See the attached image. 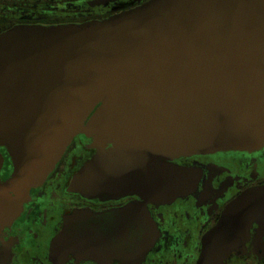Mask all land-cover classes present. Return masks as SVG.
<instances>
[{
    "label": "water",
    "instance_id": "95a60500",
    "mask_svg": "<svg viewBox=\"0 0 264 264\" xmlns=\"http://www.w3.org/2000/svg\"><path fill=\"white\" fill-rule=\"evenodd\" d=\"M98 100L115 148L88 159L71 190L163 202L193 189L192 170L151 154L261 141L264 0H151L102 22L1 33L0 138L16 161L7 188L40 181Z\"/></svg>",
    "mask_w": 264,
    "mask_h": 264
},
{
    "label": "flooded vegetation",
    "instance_id": "af4514ba",
    "mask_svg": "<svg viewBox=\"0 0 264 264\" xmlns=\"http://www.w3.org/2000/svg\"><path fill=\"white\" fill-rule=\"evenodd\" d=\"M149 1L0 0V34L102 22ZM85 139L74 136L40 181L10 189L16 161L0 138V264H264V139L246 148L151 154L196 176L193 189L163 202L71 190L73 175L97 152Z\"/></svg>",
    "mask_w": 264,
    "mask_h": 264
},
{
    "label": "rangeland",
    "instance_id": "374dc122",
    "mask_svg": "<svg viewBox=\"0 0 264 264\" xmlns=\"http://www.w3.org/2000/svg\"><path fill=\"white\" fill-rule=\"evenodd\" d=\"M100 102H101V100H98L94 104V106L88 111L87 115L82 119L80 127L78 128V130L74 131V133L71 134L67 143L64 145L59 157L61 156V154L65 150V148L70 144L73 137L76 136L77 134H79L85 138H88L85 140L90 142L89 147H91L92 149H95L97 152H99L101 150H105L103 148L101 142L107 141V139L105 136H103L101 134L100 131L102 128H101L100 123L98 122V107L100 105ZM56 133H57V130L55 128L54 131L49 133L48 138L53 139L55 137ZM263 134H264V132H263ZM263 139H264V135L262 136L261 140L263 141ZM256 146H258V145H256ZM223 147H227V146H223ZM238 147L246 148L243 146H238ZM114 148H115V146H114ZM204 151H213V149H208V150H204ZM192 153H194V152H192ZM183 154H190V153H183ZM59 157L57 158V160L59 159Z\"/></svg>",
    "mask_w": 264,
    "mask_h": 264
}]
</instances>
